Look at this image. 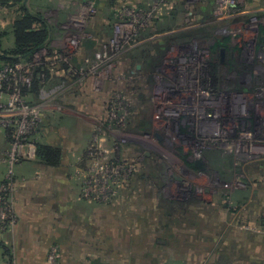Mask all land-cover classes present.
I'll use <instances>...</instances> for the list:
<instances>
[{
    "label": "crops",
    "instance_id": "crops-1",
    "mask_svg": "<svg viewBox=\"0 0 264 264\" xmlns=\"http://www.w3.org/2000/svg\"><path fill=\"white\" fill-rule=\"evenodd\" d=\"M216 1L0 0V53L17 48L16 31L21 26H26L27 32H39L44 44L49 45V57L44 69L35 76L31 100L39 101L72 86L59 98L66 100L67 111H57L52 104L45 110L41 126L40 144L57 148L59 155H45L37 151L16 167L20 180L15 195L18 219L12 227L0 228V264H48V254L53 244H58L60 248V264H159V257L164 258L169 251L178 252L175 246L182 237L179 228L185 227L168 215L166 203L163 202L165 194L159 193V187L150 180L144 181L135 175L122 190L119 202L106 205L105 210L101 208L103 204L79 196L71 172L78 166V156L88 147L95 127L105 118L110 98V76L105 75L103 88L106 89L96 92L92 77L87 76L79 82V75L73 71L82 65H90L88 58L112 34L117 14L140 9L147 14H158L156 18L159 22L175 27L183 20L179 21V15L170 17L168 14H212ZM244 9H247L246 5ZM255 11V14L264 17V4L255 6ZM88 34L94 38L85 37ZM2 63L0 61V65ZM81 97L88 100L85 109H81ZM71 111L72 114L76 113L74 119L65 120ZM77 113L83 115V119ZM7 144L6 133L0 127V149ZM127 151L125 153L129 154ZM130 156L135 161V156ZM5 168V164L0 163V180L5 178ZM201 178L205 179L204 176ZM192 180L197 182L194 176ZM135 194L140 199L139 205L130 206L127 202L126 211L132 208L133 213L124 215V201H129ZM147 196L152 198L160 213L155 220V232L148 237H140L139 232L142 234L144 229L147 234V225V229L154 225L150 221L147 223L146 214L141 212L144 211V203L150 201ZM178 199L182 197L178 196ZM200 206L205 207L204 204ZM103 211L108 215L103 216ZM139 213L143 217H138ZM136 214V222L129 220V216ZM141 220L142 225L139 223ZM128 225L138 228V231L128 233L129 237L123 232L124 226ZM192 225L187 224V230L192 229ZM114 230L121 236L119 240L132 247L117 250ZM110 233L114 237L109 239L107 235ZM146 244H150L149 250L143 249ZM129 248L134 252L128 253ZM209 257L211 259V254L206 259L202 257L205 260L203 264H217L213 261L209 263ZM255 257L257 264L264 263V257ZM129 258H133L134 262H127ZM250 259L253 262L254 258ZM242 261L249 263L248 259Z\"/></svg>",
    "mask_w": 264,
    "mask_h": 264
},
{
    "label": "flooded vegetation",
    "instance_id": "flooded-vegetation-1",
    "mask_svg": "<svg viewBox=\"0 0 264 264\" xmlns=\"http://www.w3.org/2000/svg\"><path fill=\"white\" fill-rule=\"evenodd\" d=\"M213 5L212 14H168L183 20L175 27L159 22L158 14H117L110 37L116 23L134 25L120 40L113 68L104 74L101 86L94 89L105 90V75L110 76L108 106L114 101L118 113H123L119 127L135 135L118 141L116 154L125 158L129 150L135 156V161L126 156V160L136 163L133 177L138 175L156 184L159 193L165 194L163 202L172 220L184 227L193 224L190 227L197 240L212 236L211 241L217 238L213 215L206 206H200L203 204L196 193L207 190L219 198L229 185L241 193L240 181H224L227 164L241 166L250 160H241L227 150L226 145L233 141L228 124L236 117L233 105L247 101V94L255 90L259 72L264 73V44H259L258 36L241 39L234 26L256 17L260 27L264 17L250 16L251 11L218 15L214 13L216 3ZM235 7L242 9L245 5L239 2ZM87 36L94 38L92 34ZM149 40L154 42L151 53L136 52L142 42ZM129 54L138 61L134 67L126 62L123 66L121 58ZM35 76L36 72L34 80ZM193 176H204L207 181L194 182ZM175 181L180 183L178 190L172 187ZM211 243L206 251L198 252L205 259L211 254L209 263H246L222 250L221 244L213 247ZM249 263L258 261L254 258Z\"/></svg>",
    "mask_w": 264,
    "mask_h": 264
},
{
    "label": "built area",
    "instance_id": "built-area-1",
    "mask_svg": "<svg viewBox=\"0 0 264 264\" xmlns=\"http://www.w3.org/2000/svg\"><path fill=\"white\" fill-rule=\"evenodd\" d=\"M239 2L242 1L217 0L214 13L241 14L242 10L235 7ZM140 12V9H133L122 14ZM258 22L254 17L249 23L238 22L234 26L241 34V39H257ZM133 25V22L115 24L113 35L94 50L89 60L90 65H82L73 71L79 75V82L90 76L93 79V89L101 86L102 77L114 66L113 59L120 40L126 38ZM48 57L49 45L44 44L33 51L28 61H19L13 66L4 65L0 68V127L8 138L7 146L0 149V163L8 166L5 181L0 182L1 229L12 227L18 219L15 195L20 180H15L17 173L14 167L36 154L45 110L54 104L57 111H61L64 106L54 99L56 96L61 98L58 95L69 89L65 87L39 101L31 100L28 91L34 83V73L38 66L44 65ZM262 68L264 69V63ZM246 100L233 105L236 117L228 124L232 130L233 141L226 148L236 153L241 160L253 161L264 158V73L259 72L255 90L247 94ZM113 102H110L104 120L95 127L88 147L79 158L78 192L80 196L92 201H109L116 192L126 187L136 170L135 162L120 158L116 154L118 141L134 138L135 135L119 127L123 113H118L119 109ZM59 258L60 248L58 244H53L49 250L48 264H59Z\"/></svg>",
    "mask_w": 264,
    "mask_h": 264
},
{
    "label": "rangeland",
    "instance_id": "rangeland-1",
    "mask_svg": "<svg viewBox=\"0 0 264 264\" xmlns=\"http://www.w3.org/2000/svg\"><path fill=\"white\" fill-rule=\"evenodd\" d=\"M241 1L244 5H246L247 9H249L247 11V9L242 8L241 9L242 12L246 13V12H250L251 10L252 12L251 14H249L250 16H253L256 12L255 6H259V5L261 6L262 4H264V0H254V1L251 0L252 3H248L249 0H241ZM249 6H251V8ZM258 28H259V33H258L259 41L258 42L259 44L261 43L264 44V41H261V37H260L261 26L259 27L258 25ZM142 43L143 45L136 48L137 49L136 52H141L140 55L142 54L147 55V53H151V51L153 50L152 48H153L154 42L152 40H149V41H144ZM144 43L146 44L144 45ZM91 57L88 58V60H90ZM121 60H123V66H124V62H126V64H131V67L132 66L134 67L136 62H138L136 59V56H132V55H130V57L128 58L125 56V58L124 59L121 58ZM56 86L58 85H55V87ZM49 95H53V94H49ZM61 95L62 94L60 93L58 96H61ZM56 100L60 101L62 103V106L64 105L66 106V107H63L61 111H67L66 109L68 106H67L66 100L65 99H64L65 101L60 100L57 96L54 99V101ZM79 101L82 102L80 105L82 107L81 109H85L84 106H85V103L86 104L88 103V100L81 97ZM72 113L73 112L71 111V113L65 118V120L72 121V119H74L73 115H76V113L74 114ZM77 115L81 117L82 119L84 117L83 115L78 114V113ZM88 117L89 119H91L89 114H88ZM88 117L86 119H88ZM76 121H78V119L75 120L74 122ZM38 141L41 142V138ZM37 147L38 146H36V149ZM164 153L166 154L165 151ZM129 154L131 155V153ZM129 154L124 153V157L126 159V156H127L129 157L128 158L129 160H132L130 158L132 156H130ZM81 155L78 156V160ZM28 159L30 158H27L26 160ZM20 163H18L17 166ZM2 164H5L6 166L5 170H7L8 168L7 164L6 163H2ZM79 165H80V161H79L78 166H76L75 170L71 172L72 179L76 180V182L74 181L72 182H74L75 188L77 186V189L79 186V178L77 176V170L80 168ZM228 165L230 164H227V169H226V174H225V177H228V178L224 177V181H227L225 182L226 184L230 180L235 181L236 179L240 181L241 183H239L240 185L238 186H239V189L241 190V193L238 192L239 191L238 189L231 190L230 185L225 186L222 189L226 194L221 195L219 198H217V196L214 195L213 192H209L207 190L199 191L198 193H196L198 201L204 204L210 210L211 215H213L212 223L215 225L214 227L215 230H217L214 233V236L217 237L216 240L211 241L210 238L212 236H210L208 240H203V239L197 240L196 236L192 235L193 233L192 229L187 230L186 227L185 229L179 228V232L182 237L178 241L179 244H176L175 246V247H178L176 248L178 252L169 251L168 252L169 254H164L166 255L164 258L159 257V260H158L159 264H203L205 260L202 258L201 254L198 252L206 251V249L210 247L211 242H212L211 246L213 247L215 245L220 246L219 244H221L220 247L222 250L231 254L233 257L238 258L239 260L248 259V261L250 262L251 261L250 258H256L255 256L264 257V220H263L264 218L262 217L264 216V158L254 160V162L249 161L247 162V164H242L241 166L236 165L235 163H233L232 166H228ZM16 167H14L15 170H16ZM235 176L237 177L235 178ZM177 178L179 179L181 177L177 176ZM204 181H207V178L205 179L197 178L198 183H204ZM232 186H235V185H232ZM172 187L175 188L174 190H178V188H180V183L178 181H175L173 182ZM122 190L123 189L121 188L118 193L116 192L109 201H106V202L94 201V202L103 204L104 206L102 205L101 208L105 210L106 205H109L113 202L114 203L119 202ZM212 190H213V187H212ZM136 195L137 194H135V196H133L129 201H127V199L124 201L125 202L124 205H126V209L124 210V215H127V214L129 215L131 212L133 213L132 208H130L129 211H126L128 208L127 202L129 203L128 205L130 206L139 205L138 203L140 202V199H137L138 196ZM80 197L83 199H86L82 196ZM148 197L149 196H147L146 198L150 199V201L147 202V204L143 202L145 205V208H144V211H141V212L146 214L147 223L148 221H150L154 225H150V229H147L149 228V225H147L146 226L147 234L145 233V229H144L142 231V234L139 232L140 237H143V236L148 237L150 236V233L155 232V230L153 229L155 225L157 224V221L155 220L159 218V213H160L158 210L159 208L157 209L154 206L153 202L151 201L152 198H148ZM87 200H90V199H87ZM238 206H240L239 210H238ZM103 213H104L103 216L108 215V213H105V211H103ZM200 213H203V212L200 211ZM136 216L138 215L136 214L135 216H129L130 217L129 220H134V222H136L135 221ZM140 216H142L141 213H139L138 217ZM142 222L143 221L141 220V222L139 223L142 225ZM132 231H138V228L134 225L124 226L123 228V232H125L124 235H127L128 237L130 236L128 235V233L130 234ZM156 232H158V228H156ZM114 233L116 235V238H115L116 245L115 246H117V250L118 248L119 250H122V247H124L125 249L127 247H132V246H127L126 243H123L121 240H119L118 238H120L121 236L117 232H115V230H114ZM107 236L109 239L112 238V236L114 237V235L111 233L110 235H107ZM146 247H144L143 249L149 250L150 244L148 245L146 244ZM131 252L133 253L134 251L133 249L129 248L128 253H131ZM127 262L133 263L134 260L133 258H129ZM59 264H60V258H59Z\"/></svg>",
    "mask_w": 264,
    "mask_h": 264
},
{
    "label": "trees",
    "instance_id": "trees-1",
    "mask_svg": "<svg viewBox=\"0 0 264 264\" xmlns=\"http://www.w3.org/2000/svg\"><path fill=\"white\" fill-rule=\"evenodd\" d=\"M261 40L264 41V24L261 25ZM17 37H18V45L17 48L10 50V51H4L3 53H0V61L3 63L0 65V68L3 67L4 65L8 66H13L15 63L22 61L26 62L31 58V55L33 51L44 45L43 38L39 35L38 33H30L26 31V26H21L17 27ZM44 65L38 66L36 69V74H38L41 70H43ZM36 84V77L34 80V83L32 85V88L28 91V94L33 91L34 87ZM27 91V90H26ZM44 121V120H43ZM43 123V122H42ZM42 126V124H41ZM40 132H41V127H40ZM39 132V133H40ZM38 151H42V154H56L57 156L59 155V152L57 151V148L53 146H48V145H41L40 142H38L37 145ZM18 177L17 175L15 176V180L18 182ZM5 181V178L0 180V182ZM8 229V228H5Z\"/></svg>",
    "mask_w": 264,
    "mask_h": 264
}]
</instances>
